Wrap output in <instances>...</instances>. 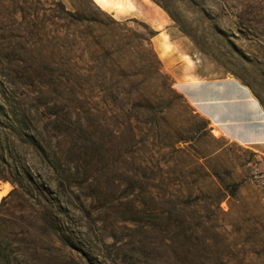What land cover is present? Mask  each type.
<instances>
[{
	"label": "rangeland",
	"instance_id": "374dc122",
	"mask_svg": "<svg viewBox=\"0 0 264 264\" xmlns=\"http://www.w3.org/2000/svg\"><path fill=\"white\" fill-rule=\"evenodd\" d=\"M98 2L101 23L80 27L71 62L41 43L55 63L32 62V19L3 20L18 37L2 43L0 169L29 170L32 190L65 202L81 252L32 219V264H264V157L207 125L146 21L163 18L198 79L234 78L264 109V0ZM68 72L87 130L69 120ZM2 185L0 203L14 188Z\"/></svg>",
	"mask_w": 264,
	"mask_h": 264
},
{
	"label": "trees",
	"instance_id": "16d2710c",
	"mask_svg": "<svg viewBox=\"0 0 264 264\" xmlns=\"http://www.w3.org/2000/svg\"><path fill=\"white\" fill-rule=\"evenodd\" d=\"M67 1L71 8L58 0H0V59L5 56L3 41L18 37L12 32L6 33L3 20L8 16L15 22L19 18L32 19V62L55 63V55L49 57L43 54L55 48H63L64 55L71 62L73 49L84 43L80 27L97 26L101 21L96 12H103L94 0H82L78 4L74 0ZM150 34L153 38L157 32L151 30ZM38 43L45 46L43 53L35 51ZM9 56L13 57L8 54L6 59H12ZM71 76L68 72L65 78L70 103L69 120L72 122L77 117V123L87 130L89 124L80 118L77 108L71 103L76 95ZM205 121L209 126L210 121ZM4 165L5 168L0 169V180L12 183L14 188L0 203V264H32V232L25 228L30 226L32 229V219L43 223L45 235L56 241L60 248L69 247L71 251L81 253L74 242L76 238L68 234V208L65 202L59 197H51L50 189L38 187L32 190V173L29 170L20 174L17 167L14 170L11 164L5 162ZM139 207L137 215L142 212Z\"/></svg>",
	"mask_w": 264,
	"mask_h": 264
},
{
	"label": "crops",
	"instance_id": "0c3cea01",
	"mask_svg": "<svg viewBox=\"0 0 264 264\" xmlns=\"http://www.w3.org/2000/svg\"><path fill=\"white\" fill-rule=\"evenodd\" d=\"M162 19L146 21L158 33L153 39L154 46L165 69L174 76L177 89L210 121L214 132L264 157V109L251 90L231 77L198 79L182 54L164 41V28L158 26ZM0 189L2 195L7 187L2 185Z\"/></svg>",
	"mask_w": 264,
	"mask_h": 264
}]
</instances>
